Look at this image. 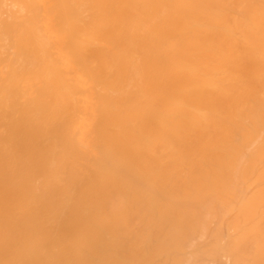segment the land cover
I'll return each instance as SVG.
<instances>
[{"label":"bare ground","instance_id":"bare-ground-1","mask_svg":"<svg viewBox=\"0 0 264 264\" xmlns=\"http://www.w3.org/2000/svg\"><path fill=\"white\" fill-rule=\"evenodd\" d=\"M0 264H264V0H0Z\"/></svg>","mask_w":264,"mask_h":264}]
</instances>
